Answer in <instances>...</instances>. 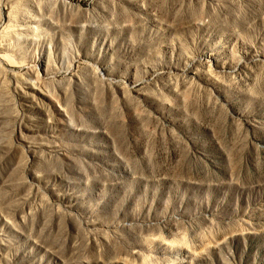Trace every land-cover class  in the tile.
Instances as JSON below:
<instances>
[{
  "label": "rangeland",
  "instance_id": "374dc122",
  "mask_svg": "<svg viewBox=\"0 0 264 264\" xmlns=\"http://www.w3.org/2000/svg\"><path fill=\"white\" fill-rule=\"evenodd\" d=\"M0 264H264V0H0Z\"/></svg>",
  "mask_w": 264,
  "mask_h": 264
}]
</instances>
